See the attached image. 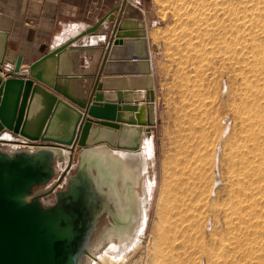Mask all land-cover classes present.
<instances>
[{
    "label": "rangeland",
    "instance_id": "374dc122",
    "mask_svg": "<svg viewBox=\"0 0 264 264\" xmlns=\"http://www.w3.org/2000/svg\"><path fill=\"white\" fill-rule=\"evenodd\" d=\"M262 2L145 0L156 23L154 183L141 238L115 264H264ZM54 167L53 179L35 188L51 191L45 206L78 168L64 154ZM106 219L103 213L96 228ZM120 238L105 235L89 264L116 256L110 247Z\"/></svg>",
    "mask_w": 264,
    "mask_h": 264
},
{
    "label": "water",
    "instance_id": "95a60500",
    "mask_svg": "<svg viewBox=\"0 0 264 264\" xmlns=\"http://www.w3.org/2000/svg\"><path fill=\"white\" fill-rule=\"evenodd\" d=\"M126 1L121 0L75 40L30 64L25 74L20 69L22 57L13 58L8 33L0 31V131L6 129L44 145L34 152L0 151V264H80L94 227L108 211L93 176L82 166L89 150L106 146L120 152L139 151L144 136H151L155 104L148 44L143 23L122 18ZM114 13L98 71L90 75L68 72L64 60L76 51L69 46L99 32ZM118 38L133 39L114 41ZM135 45L140 46L138 55L131 50ZM123 50L127 52L124 60L138 61L126 64L129 70L124 72L119 69L121 64H116L118 69L113 72L109 62L121 60L113 56ZM5 64L11 65L15 74L6 73L3 78ZM134 65L140 71L133 72ZM72 78L78 79V84L71 85ZM139 82L144 83L142 87L129 85ZM119 90L124 93H111ZM131 90L144 93L146 102L134 105ZM121 111L133 114L135 121H120L116 114ZM47 146L68 149L70 162L78 168L68 178L65 190L54 192V203L45 206L41 198L51 191L36 195L35 188L46 186L55 175L53 153Z\"/></svg>",
    "mask_w": 264,
    "mask_h": 264
},
{
    "label": "crops",
    "instance_id": "0c3cea01",
    "mask_svg": "<svg viewBox=\"0 0 264 264\" xmlns=\"http://www.w3.org/2000/svg\"><path fill=\"white\" fill-rule=\"evenodd\" d=\"M120 1L121 0H0V31H6L8 33L9 49L13 53V58L15 59L18 56L22 57L20 69H27L30 64L47 55L53 49L60 45L70 43L78 38L88 28L92 27L97 21L104 17L112 8L119 6ZM144 3L145 0H127L122 18L143 23L146 34L145 39L148 44V55L150 57V55L153 54L152 49L154 48L151 40V31L156 23L152 14L146 9ZM115 17L116 13L113 14L112 19L109 18L106 20V24L99 32L85 35L69 46L75 47L76 51L68 54L64 60V68H66L68 72L79 75H90L98 71L102 58L104 57ZM119 39L125 41L126 39L133 38H118L114 39V41ZM131 50L133 55H138L140 46L135 45ZM125 51L126 50H123L121 53L115 51L113 58H121V60H112L109 62L113 64L111 67L112 70H114L113 72L118 69L116 64H121L119 69H122L124 72L129 70V66H126V64H135L138 61L136 58L131 59L129 62L124 60L127 53ZM149 61L153 80L156 121L155 126L150 128V135L153 137L160 121L154 67L152 60ZM133 69V72L140 71V67L136 65H134ZM104 77L112 76L106 75ZM90 80L93 81V78ZM70 82L71 85L78 84V79L72 78ZM87 82H89L88 79ZM143 84L144 83L139 82L134 84L130 83L129 85L133 88H139L142 87ZM120 91L121 90H119V92L112 91L111 93H124ZM139 91L140 90H131L133 104L136 106H140L141 103L146 102L144 93H139ZM64 100L67 101L66 99ZM67 102L70 103L69 101ZM116 115H119L120 121H135L133 114L128 111H121ZM118 124L124 125L122 123ZM147 128V126H143V129ZM147 137L148 136H144L142 143Z\"/></svg>",
    "mask_w": 264,
    "mask_h": 264
},
{
    "label": "bare ground",
    "instance_id": "6f19581e",
    "mask_svg": "<svg viewBox=\"0 0 264 264\" xmlns=\"http://www.w3.org/2000/svg\"><path fill=\"white\" fill-rule=\"evenodd\" d=\"M262 8L264 7L261 6ZM263 28L261 29L263 30ZM258 37L260 36L256 38ZM257 40L262 41L260 38ZM255 47L257 48L258 46L255 45ZM250 50L252 51V49ZM141 144V151L120 152L106 146L89 150L86 158L87 163H83L82 166L88 169L89 173L93 176L94 187L96 191L103 195L106 204H108V211H104L107 218L105 223L98 228L94 227V233L96 231L95 236L86 247L87 252L82 255L80 264L90 263L96 245L109 233L121 235L119 243L110 247L116 253V256L111 257L105 253L99 259V263L96 264H115L117 261L123 259L125 253L140 240L149 209L150 189L154 183L153 178L149 177L151 151L153 149L152 141L147 137ZM47 148L53 153L54 163L63 154L66 163L70 159L69 155L71 153L68 149L55 146H47ZM215 178L217 177L214 176V180ZM125 189H127L126 193L124 192Z\"/></svg>",
    "mask_w": 264,
    "mask_h": 264
},
{
    "label": "built area",
    "instance_id": "2783aa9c",
    "mask_svg": "<svg viewBox=\"0 0 264 264\" xmlns=\"http://www.w3.org/2000/svg\"><path fill=\"white\" fill-rule=\"evenodd\" d=\"M11 68H12L11 65L5 64L3 68L4 70H2L1 72V76L5 78L6 73L15 74L12 71L13 68L12 69ZM21 73L25 74L26 69H21ZM42 147H44V145H42L41 142L29 141L6 129L0 131V151H4L7 153L21 152V151L33 152ZM121 264H129V263L128 261H126Z\"/></svg>",
    "mask_w": 264,
    "mask_h": 264
}]
</instances>
